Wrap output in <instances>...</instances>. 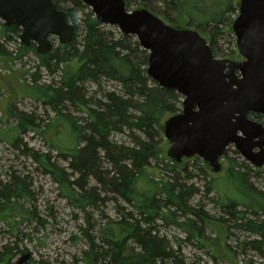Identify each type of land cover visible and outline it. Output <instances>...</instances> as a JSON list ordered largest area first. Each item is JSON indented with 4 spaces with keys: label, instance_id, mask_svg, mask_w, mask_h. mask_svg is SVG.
<instances>
[{
    "label": "trees",
    "instance_id": "obj_1",
    "mask_svg": "<svg viewBox=\"0 0 264 264\" xmlns=\"http://www.w3.org/2000/svg\"><path fill=\"white\" fill-rule=\"evenodd\" d=\"M126 7H144L157 16H161L176 27H191L210 35L207 42L213 52L216 41L221 34L219 26L225 24L236 12L238 0H125ZM59 9L66 12L67 20L74 25L71 42L53 45V49L45 54L36 51L35 44L20 43L23 54L33 53L38 58V67L50 69V64L57 61L59 71L56 86L43 89L38 86L40 94L49 103L58 116L59 99L73 104L77 110L85 114L83 123L64 118L69 125L72 136V147L67 150L58 148V122H51L46 127L37 128L40 134L51 131L47 141L55 147L59 154L67 155L73 160L70 166L78 174L76 186L69 181V174L47 153H34L32 157L39 160L45 172L58 184L60 192L77 208H99L101 195L114 194L126 203L130 210L121 212L120 219L108 218L99 225L97 238L90 240V246L83 252L80 262L74 264H165L171 259L173 264H186L179 260L174 251L167 249V243L152 235L153 224L160 219L167 224L179 227L187 234V239L203 243L197 219L204 222V213L200 208H191L185 204L186 198L196 193L192 187L176 186L163 183L164 189H158V182L150 178L144 171L151 160L158 155L156 138L161 134L160 128L167 117L180 111L181 95L176 91L164 89L146 74L148 53L142 49L133 35L121 34L112 26L100 23L89 7L81 0H53ZM221 27V26H220ZM16 25L8 28L1 24V32L7 39L11 33L19 32ZM201 33V32H200ZM203 35V33H201ZM81 39L78 40L77 37ZM204 36V35H203ZM102 79L116 81L120 91L100 88ZM93 82L102 99L96 96L87 97L85 82ZM36 92V90H34ZM47 91H52L47 95ZM96 92H93V94ZM39 93L37 95H40ZM94 99L93 103L87 102ZM91 101V100H90ZM264 124L259 114H251ZM26 122L21 119L16 128L24 130ZM161 126V127H160ZM127 128L135 129L130 145L117 144L109 136L112 131ZM160 132V133H159ZM69 140L71 138L69 137ZM16 137L13 138V143ZM102 152V157L99 153ZM101 159L109 164L103 169ZM157 160V159H156ZM76 164V165H75ZM232 174L236 177L232 163ZM93 178L100 187H89L87 179ZM212 183V182H211ZM211 187L207 189L211 190ZM164 191V192H163ZM165 195L160 202L159 194ZM25 195L20 181L0 184V216L10 219L17 214L11 203L14 198ZM118 199H115L117 201ZM174 206L182 213L190 216L182 220L174 218L175 212L169 210ZM238 203L229 201L225 210H237ZM119 207V205H118ZM254 213L257 209L253 208ZM240 211H235L239 213ZM88 214V213H87ZM88 222V220H87ZM251 230L264 237V221L259 223L248 221ZM214 239H210L214 241ZM202 241V242H201ZM213 242H210L213 253ZM0 264H9L7 258H0ZM192 264V263H191Z\"/></svg>",
    "mask_w": 264,
    "mask_h": 264
},
{
    "label": "rangeland",
    "instance_id": "obj_2",
    "mask_svg": "<svg viewBox=\"0 0 264 264\" xmlns=\"http://www.w3.org/2000/svg\"><path fill=\"white\" fill-rule=\"evenodd\" d=\"M237 14L238 5L235 14L219 26L221 34L213 46L217 58L241 60L231 30L232 20ZM2 23L0 20V184L18 180L25 195L21 194L11 201L14 212L19 213L17 216L10 219L0 216V258H7L9 264H74L81 261L91 239L95 237V243H99V225L108 218H122L121 209L126 212L130 207L114 194L101 195L103 199L99 201L98 209L87 207L81 210L75 207L44 171L40 162L46 158L43 156L35 160L32 157L47 153L52 161L68 172L70 183H77L78 174L70 167L73 163L71 157L59 154L47 141L51 131L40 134L37 128L30 125L42 129L53 121L60 123L57 147L67 150L73 143L64 118L81 124L85 114L61 98L58 109L60 114L67 117L58 116L38 87L53 89L56 86L59 79L57 61L50 64V69L38 67L36 55L31 52L23 54L19 41L21 31L11 33L12 39H7L1 32ZM188 27L192 28L191 25ZM200 32L210 40V35ZM50 39L53 49L58 41ZM77 39L80 40L81 36ZM84 88L87 97L95 95L96 99H102L96 89L98 86L93 82H85ZM100 88L120 91L119 84L108 79L101 80ZM46 94L51 95L52 91ZM180 99H183L182 96ZM87 100L91 103L94 101ZM179 106L181 110V103ZM251 118L258 121L252 115ZM20 119L27 123L24 130L16 128ZM160 132L155 141L158 155L144 171L158 182V189L165 190L163 183H172L175 187L185 185L192 187L193 191L197 189L196 193L186 198L185 204L200 208L205 220L202 223L196 220L203 243L194 238L187 239V234L179 227L160 219L153 224L152 235L166 242L167 249L174 251V255L186 264H264V237L246 226L248 221H264V167L252 166L232 144L227 146L218 172L211 171L198 156L182 158L176 163L167 157L165 151L168 142L161 128ZM135 134L141 135L138 130L131 132L124 127L112 131L109 138L117 144L130 145ZM102 155L100 152L99 157ZM100 161L104 170L110 168L103 159ZM232 163L234 171L241 173L238 177L231 173ZM87 182L89 187H100L93 178H88ZM211 185V190L207 189ZM163 192L158 196L160 202L165 200ZM229 201L238 203L234 213L231 208L225 210ZM253 208L257 209L256 213L252 211ZM169 210L175 212L174 218L178 220L190 216L174 206H170ZM215 237L214 241L210 240ZM210 242H213L216 260L212 256ZM165 264L173 262L167 259Z\"/></svg>",
    "mask_w": 264,
    "mask_h": 264
},
{
    "label": "water",
    "instance_id": "obj_3",
    "mask_svg": "<svg viewBox=\"0 0 264 264\" xmlns=\"http://www.w3.org/2000/svg\"><path fill=\"white\" fill-rule=\"evenodd\" d=\"M104 25L133 35L148 52L146 74L182 96L181 110L162 124L166 155L176 163L198 156L211 171L232 144L254 167H264V0H238L231 30L241 60L217 58L196 29L175 27L125 0H81ZM0 20L20 28L23 45L37 53L52 49L50 38L71 42L74 25L53 0H0Z\"/></svg>",
    "mask_w": 264,
    "mask_h": 264
},
{
    "label": "bare ground",
    "instance_id": "obj_4",
    "mask_svg": "<svg viewBox=\"0 0 264 264\" xmlns=\"http://www.w3.org/2000/svg\"><path fill=\"white\" fill-rule=\"evenodd\" d=\"M2 25H3V23H2ZM12 26V25H11ZM4 27V26H3ZM10 27V26H9ZM55 43V42H54ZM227 149V148H226Z\"/></svg>",
    "mask_w": 264,
    "mask_h": 264
}]
</instances>
